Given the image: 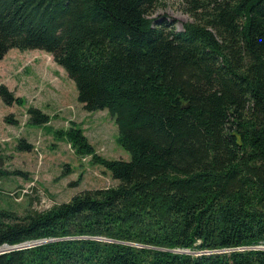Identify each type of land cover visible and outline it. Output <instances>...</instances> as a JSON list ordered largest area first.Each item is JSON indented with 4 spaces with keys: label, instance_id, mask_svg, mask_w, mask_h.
I'll return each instance as SVG.
<instances>
[{
    "label": "trees",
    "instance_id": "1",
    "mask_svg": "<svg viewBox=\"0 0 264 264\" xmlns=\"http://www.w3.org/2000/svg\"><path fill=\"white\" fill-rule=\"evenodd\" d=\"M177 1L192 18L181 30L150 19L160 0H0V58L51 53L131 155L99 156L64 130L118 183L0 208V247L43 240L0 264H264V0ZM0 96L19 101L2 84Z\"/></svg>",
    "mask_w": 264,
    "mask_h": 264
},
{
    "label": "rangeland",
    "instance_id": "2",
    "mask_svg": "<svg viewBox=\"0 0 264 264\" xmlns=\"http://www.w3.org/2000/svg\"><path fill=\"white\" fill-rule=\"evenodd\" d=\"M182 8L177 0H160L149 17L181 30L182 24L192 20ZM67 74L51 53L38 48L11 47L0 58V84L19 99L6 104L0 96V208L19 214L46 210L66 202L80 190L118 183L110 170L93 161L92 154L75 151L63 133L72 127L82 130L97 155L131 159L129 151L116 140L119 131L115 118L107 109H84L77 99L76 83ZM31 107L41 109L49 116V122H30ZM19 140L31 148L21 150L17 147ZM42 241L31 240L17 246L24 248ZM15 246H2L6 250L0 251H10Z\"/></svg>",
    "mask_w": 264,
    "mask_h": 264
},
{
    "label": "built area",
    "instance_id": "3",
    "mask_svg": "<svg viewBox=\"0 0 264 264\" xmlns=\"http://www.w3.org/2000/svg\"><path fill=\"white\" fill-rule=\"evenodd\" d=\"M6 245H7V244H6ZM6 245H4V246H6ZM27 246H28V245H27ZM15 247H17V246H15ZM261 247H262V246H260V248H261ZM3 249L6 250V248H3ZM3 249H2V250H3ZM181 251H182V252H190L189 250H183V249H182ZM0 252H4V251H0Z\"/></svg>",
    "mask_w": 264,
    "mask_h": 264
},
{
    "label": "water",
    "instance_id": "4",
    "mask_svg": "<svg viewBox=\"0 0 264 264\" xmlns=\"http://www.w3.org/2000/svg\"><path fill=\"white\" fill-rule=\"evenodd\" d=\"M29 246V245H28ZM19 246L15 247V249H17Z\"/></svg>",
    "mask_w": 264,
    "mask_h": 264
},
{
    "label": "bare ground",
    "instance_id": "5",
    "mask_svg": "<svg viewBox=\"0 0 264 264\" xmlns=\"http://www.w3.org/2000/svg\"><path fill=\"white\" fill-rule=\"evenodd\" d=\"M259 248V247H258ZM3 250H5V249H3Z\"/></svg>",
    "mask_w": 264,
    "mask_h": 264
}]
</instances>
